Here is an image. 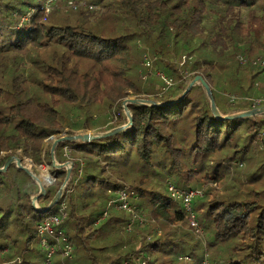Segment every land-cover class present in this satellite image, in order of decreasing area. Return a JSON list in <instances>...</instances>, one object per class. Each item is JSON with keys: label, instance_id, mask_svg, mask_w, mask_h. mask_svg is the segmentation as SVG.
Instances as JSON below:
<instances>
[{"label": "trees", "instance_id": "obj_1", "mask_svg": "<svg viewBox=\"0 0 264 264\" xmlns=\"http://www.w3.org/2000/svg\"><path fill=\"white\" fill-rule=\"evenodd\" d=\"M145 52L173 80L167 91L156 75L142 79ZM258 58L264 0H0V168L20 150L55 177L34 202L39 187L24 169L0 172V264H38L36 244L45 264L36 227L61 202L73 246L70 261L56 250L61 264H264V113L219 118L200 83L183 94L200 75L222 116L251 110L264 94V73L249 63ZM130 95L148 102L127 104L126 125L121 104ZM108 123L100 133L126 127L57 145L70 179L42 211L67 172L53 166L46 140ZM169 183L201 191L202 235L162 224L187 223ZM123 188L151 227L127 230L130 215L112 208L99 220Z\"/></svg>", "mask_w": 264, "mask_h": 264}, {"label": "built area", "instance_id": "obj_2", "mask_svg": "<svg viewBox=\"0 0 264 264\" xmlns=\"http://www.w3.org/2000/svg\"><path fill=\"white\" fill-rule=\"evenodd\" d=\"M49 9L50 7H47L46 11H48ZM153 61L154 60L150 58L147 52L143 54V60H142L143 70H141L140 75L143 80H145L147 76L150 74L160 77L163 82V85L161 87V93H162L164 91H167L173 85V80L167 77L162 71H159L158 69L154 68ZM246 61L247 59L245 58L241 59L242 63H245ZM249 63L258 66L264 73V58L249 59ZM242 99H243L242 97L231 96L230 101L234 103L241 101ZM251 101H252V109L261 108L262 103H264V94L258 98L251 99ZM121 107L123 109L124 114L127 115L124 109V101L122 102ZM127 120H128V115H127ZM53 137L55 139L57 136L53 135ZM51 141H53V139ZM64 152L66 155H68L70 153V149L64 148ZM16 154L19 156L22 155L21 152L19 153L16 152ZM23 157L24 156H22L23 161L24 160L26 161V158ZM25 163L28 164L27 161ZM28 165L30 168L32 166L35 167L39 166L41 171L43 172L45 171L47 180L46 177H44L43 172L41 173L42 176L41 180L44 182V186H48L55 181V177L52 174L49 165L44 160L38 165L33 164V162ZM70 167H72V163L65 162L63 168L67 170ZM64 188L65 186L63 187V191ZM168 191L170 196L174 200L180 203L182 212L186 217V221L189 229L193 231L195 234L202 235L203 228L194 210V201L195 199L201 197L202 195L201 191L198 189H189V190L180 189L170 183L168 184ZM112 194H113V198L109 200L107 209L103 211L99 220L107 216L108 208H112L118 211H124L130 215L129 222L127 223V230H131L133 225L136 224L138 220H140V215L137 213L134 205L131 203L132 200L135 199L134 191L129 188H123V189L115 190ZM66 208L67 206L65 202H61V204L57 209V212L45 217L41 222H39V224L36 227L39 243L46 252L45 264H53V256L58 248L61 249L62 259L69 261L73 259V255H72L73 246L71 245L69 238L62 227L64 223V219L66 218ZM58 245H60L61 248L58 247ZM1 253L2 252L0 251V254ZM184 259H187V257H185ZM205 264L207 263L205 262Z\"/></svg>", "mask_w": 264, "mask_h": 264}, {"label": "water", "instance_id": "obj_3", "mask_svg": "<svg viewBox=\"0 0 264 264\" xmlns=\"http://www.w3.org/2000/svg\"><path fill=\"white\" fill-rule=\"evenodd\" d=\"M200 83L204 89L206 90L207 95L209 96L210 99V103H211V109L212 112L214 113V115L216 117H224V118H235V117H247V116H253L256 114H261L264 113V107L258 108V109H251V110H247V111H243L240 113H236L233 115H226V116H222L221 113L218 111L215 102L212 98L211 95V89L209 87V85L204 81V79L202 78V76L198 75L195 78H193L190 83L188 84V87L186 88V90L183 92V94H185L187 91H189V89L194 86L195 84ZM148 101L145 100H139V99H130V98H126L124 100V109L128 115V122L126 125H132V115L129 113V110L127 108V104L128 103H137V104H145ZM126 125L122 126V127H118L115 129H112L110 131H107L105 133H100V134H91L90 132H85V133H75V134H71V135H61L57 138L54 139L53 136H50L46 142H50L52 139H54L52 145H51V149H50V153L52 156V164L55 168H63L65 163H56L55 161V157H54V152L55 149L57 147L58 144L62 143V142H66V141H81V142H89L92 139H97L100 137H105V136H109L112 135L116 132L119 131H123V129L126 127ZM23 159L19 157V155H13L10 158H8L5 162V164L3 165V167L0 168V172H5L6 169L8 168V166L12 163L16 164L18 167L24 169L38 184L39 187V194H37L36 196H34L32 198V200L35 202V200L37 199L38 195L44 194L45 193V186H44V182L41 180V178L39 176H37L32 170H30V167L23 165L22 163ZM66 176H65V180L61 186V188L59 189V191L57 192V194L55 195V197L53 198V200L49 203V205L45 208L42 209V211H49L51 209V207L56 204V202L59 200V198L62 196L63 193V187L66 186V184L68 183L69 179H70V172H71V167L68 168L66 170Z\"/></svg>", "mask_w": 264, "mask_h": 264}, {"label": "rangeland", "instance_id": "obj_4", "mask_svg": "<svg viewBox=\"0 0 264 264\" xmlns=\"http://www.w3.org/2000/svg\"><path fill=\"white\" fill-rule=\"evenodd\" d=\"M250 58H252V57H250ZM135 97H137L136 95H130L129 97H127V98H132V99H135ZM112 116V114H108V117H111ZM114 117H115V115H114ZM109 121V120H108ZM110 123H108V124H106V125H102L100 128H98V129H96V130H94L95 132H98L99 134H100V131H102V132H104L105 130H108V128L110 127ZM94 131H89L91 134H94L95 132ZM86 132V131H85ZM84 131H79L78 133H85ZM98 133H96V134H98ZM61 135H65L64 134V132H62L61 134H60V136ZM57 138V137H56ZM53 141H54V139H53ZM53 141H50L49 143H47V144H49V149L51 148V145H52V143H53ZM16 152H21V151H19V150H17ZM5 154V152H3V153H1V155H4ZM22 156V155H21ZM23 158H26V157H23ZM25 161V160H24ZM26 161L28 162V164H30V163H32L30 160H29V158H26ZM25 161V162H26ZM46 161H47V159H46ZM47 163V162H46ZM58 163V162H57ZM28 164H24V165H26V166H28L29 167V165ZM51 166H52V164H51ZM33 168H35L36 170H37V172L35 173L37 176H39L40 178H42V176H41V173L43 172V171H41L40 170V167L38 166V167H35V166H32L31 168H30V170H32V171H34L33 170ZM178 188H180V189H187V188H182V186H179ZM201 198V197H200ZM198 205H200V199H195V201H194V208L195 207H197ZM57 209H58V204L56 205V206H54L49 212H47V215H51V214H54V213H56L57 212ZM139 215H140V220H138V222L137 223H139L141 226H149L150 225V227H151V224H152V222L151 221H148V219H147V217H145L143 214H140L139 212H137ZM166 224V226L167 227H172V228H179L180 230H183V231H187L188 230V226H187V223L186 222H183V223H175V224H171V223H168V222H163L162 224ZM162 224H159L158 226H155L156 227V231H157V235H161L162 233H163V230H164V227H163V225ZM155 227H152V229L154 230L155 229ZM189 231V230H188ZM153 233H151V235H152ZM144 235H146V237L147 236H151L149 233H147V232H145L144 233ZM230 248H231V245H230V242H228V243H226V245H225V248H223L222 250H221V252H222V258L223 259H225L227 256H228V253H229V251H230ZM34 257L36 258V260H37V262H38V264H42V262H43V255H42V251L40 250V248H39V246L36 244L35 246H34ZM195 252H196V255H199L200 254V250H195ZM53 260H54V262L56 263V264H61L60 263V261H61V258H60V256L59 255H57V254H55L54 255V257H53ZM69 264H71V263H69Z\"/></svg>", "mask_w": 264, "mask_h": 264}, {"label": "bare ground", "instance_id": "obj_5", "mask_svg": "<svg viewBox=\"0 0 264 264\" xmlns=\"http://www.w3.org/2000/svg\"><path fill=\"white\" fill-rule=\"evenodd\" d=\"M43 175H44V177H46L45 171L43 172ZM46 180H47V177H46Z\"/></svg>", "mask_w": 264, "mask_h": 264}, {"label": "crops", "instance_id": "obj_6", "mask_svg": "<svg viewBox=\"0 0 264 264\" xmlns=\"http://www.w3.org/2000/svg\"><path fill=\"white\" fill-rule=\"evenodd\" d=\"M87 131H89V130H87ZM51 149V148H50ZM55 153V152H54ZM55 156V155H54ZM51 158H52V156H51ZM56 160V159H55ZM57 161V160H56ZM58 162V161H57ZM59 163V162H58Z\"/></svg>", "mask_w": 264, "mask_h": 264}]
</instances>
